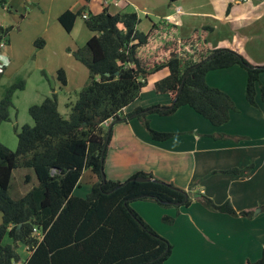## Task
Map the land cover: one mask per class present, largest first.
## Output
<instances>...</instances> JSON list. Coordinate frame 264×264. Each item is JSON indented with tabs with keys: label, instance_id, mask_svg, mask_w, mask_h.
Returning <instances> with one entry per match:
<instances>
[{
	"label": "trees",
	"instance_id": "obj_1",
	"mask_svg": "<svg viewBox=\"0 0 264 264\" xmlns=\"http://www.w3.org/2000/svg\"><path fill=\"white\" fill-rule=\"evenodd\" d=\"M175 1L178 0H170ZM86 10V6L77 11L68 9L59 16L67 32L73 30L79 17L93 32L85 45L72 52L88 68L89 77L71 105L69 117L60 113L57 95L53 93L29 107L33 124L16 129L15 150L0 143V264H164L173 252V243L132 208L135 200H150L180 210L196 198L213 212L254 216V209L238 211L230 200L218 204L200 191L195 197L188 196L186 189L152 173L137 172L124 181L108 179L105 161L113 125L126 119L125 107L139 98L152 73L169 69L166 77L156 81L155 90L169 94L172 103L139 107L132 116L142 120L154 140L164 141L178 133L152 128L149 114L169 116L180 107L189 106L220 126L229 121L231 112L238 107L227 92L207 83V74L235 65L244 67L246 99L257 106L264 65L254 63L242 49L207 48L211 27L195 29L190 37L167 42L147 56L141 50L149 45L158 24L153 23L148 32L140 30L138 14L126 7L117 12L103 7L101 12L85 18ZM11 29L12 26L0 25V39L8 40ZM43 42L36 40V47ZM182 45L194 48L198 60L182 58ZM4 75L5 66L0 65V82ZM57 79L63 85L67 83L64 69L58 70ZM25 84V80H20L7 87L0 100V126L11 119L15 92L24 89ZM260 87L264 100V87ZM25 168L34 171L37 182L27 191L20 187L18 197L13 198L14 171ZM251 168L249 165L220 172L246 173ZM87 169L95 179L85 197L77 196L74 191ZM139 176L151 180L138 181ZM24 181L29 185L31 176L27 175ZM162 220L173 224L175 217L165 214ZM34 229L40 233H34ZM7 237L10 242L5 243ZM20 244L29 252L26 260L17 250ZM245 264H264V249L259 259L247 260Z\"/></svg>",
	"mask_w": 264,
	"mask_h": 264
},
{
	"label": "crops",
	"instance_id": "obj_2",
	"mask_svg": "<svg viewBox=\"0 0 264 264\" xmlns=\"http://www.w3.org/2000/svg\"><path fill=\"white\" fill-rule=\"evenodd\" d=\"M101 2L3 0L0 25L12 26V29L6 40V48L0 51V56L8 59L7 64H1L5 66V75L0 85L6 84L20 73L21 68L29 61L45 77L46 69L57 74L59 69L65 68L67 83L61 84L65 89L69 87L71 73L78 76L82 84L87 83L85 78L88 79L89 70L82 66L84 64L72 52L85 45L93 32L80 17L73 30L67 32L60 23L59 16L68 9L77 11L83 6L87 8L85 14H97L103 10ZM244 2L246 0H122L119 7L110 8L115 10L113 12L125 7L135 11L141 20L139 29L142 25L141 14L145 15L149 27L140 30L148 32L152 24L156 23L159 28L152 37H164L167 40L173 38L181 41L190 37L195 29L211 27L213 30L207 37V48L212 50L229 46L242 49L254 63L262 65L264 26H250L249 41L245 40L240 45L241 37L235 35L233 30L238 27V12L243 7L248 11L262 8L264 17V0H252L248 5ZM27 3L30 5L29 10ZM229 5L234 6L231 8ZM4 6L8 10H4ZM74 31L79 32L78 36L85 33L81 41L76 36L74 39L71 37ZM38 39L44 40L41 47L35 45ZM146 48L147 46L141 52L144 53ZM13 62L15 64L11 68ZM52 65L55 69L49 68ZM235 67L236 65L230 69H236L233 70L234 73H238L241 78L238 83L234 81V89L229 90L214 84V87L227 92L238 107L231 112L229 121L220 126L213 125L189 106H182L169 116L151 113L148 120L152 128L178 133L170 139L156 141L142 120L132 116L139 107L168 106L172 103L169 94L157 93L155 90L156 81L169 74L168 68V71L161 69L163 71H159V75H155L158 71L150 75L155 76L148 79L139 98L125 107L126 119L113 125V138L105 161V174L108 179L124 181L137 172H148L186 189L192 193V197L200 191L218 204L230 200L238 211L260 208L249 218L210 211L196 198L189 206L180 210L175 207L165 208L150 200L133 201L132 208L173 243V252L164 264H245L247 260L255 261L262 255L264 100L260 86L263 84L257 88L258 105H251L246 99L247 76L240 68ZM213 75L212 72L207 74L209 84ZM27 82L24 89L27 88ZM53 93L57 95L55 89H48L49 96ZM249 165L252 168L246 173L220 172L230 168L243 169ZM94 179L93 176L92 180ZM90 189L91 186H82L81 178L74 194L85 197ZM165 214L175 217V222H163L162 217Z\"/></svg>",
	"mask_w": 264,
	"mask_h": 264
},
{
	"label": "rangeland",
	"instance_id": "obj_3",
	"mask_svg": "<svg viewBox=\"0 0 264 264\" xmlns=\"http://www.w3.org/2000/svg\"><path fill=\"white\" fill-rule=\"evenodd\" d=\"M248 1V2H247ZM252 0H246V2H244V4L250 3ZM254 1V0H253ZM245 5V6H247ZM27 10L30 9V5L27 3ZM234 5H229V7H233ZM228 7V8H229ZM132 10L130 8H126V10ZM115 11L114 9H112V12ZM262 8H259L257 10L253 9V10H244V7L238 12V17H239V21H238V27L236 30H233L235 35H238L241 37V40L239 42L238 45H240V43H243V41L248 40V37L250 36V34L248 33L249 27L252 25H257L259 27L264 26V17L262 14ZM0 12H3L2 10V2L0 0ZM142 15V25L140 27V29H147L149 27V21L147 18H145V15ZM81 20H83L80 17ZM79 32L74 31L71 34V37L74 39L75 36L79 39V41L82 40L83 38V34L85 33H80V35L78 36ZM168 35V34H166ZM162 36V35H161ZM175 39H169L167 40L166 38L162 37H152L150 40L149 45L147 46V48L144 50V54L149 56L152 55L153 53L156 52V50H158V48L160 46H163L164 44H166L167 42H171ZM177 40V39H176ZM178 42H180L179 40H177ZM249 41V40H248ZM179 54L181 55L182 58L184 59H189V58H193L194 60H198V56L196 55L195 49L194 48H190L189 46H185L182 45L180 47L179 50ZM0 65L2 63H6L8 62V59L4 58L3 56H0ZM63 57V56H61ZM15 64V62L12 63L11 68H13V65ZM264 65V64H262ZM83 67L85 65H82ZM52 67V68H50ZM50 69H55V66H49ZM85 68V67H84ZM235 68H240V70H242L243 72H245L246 76H247V71L244 67L240 66V65H236ZM65 69V68H64ZM163 70H167L168 69H163ZM162 70V71H163ZM233 70L236 69H219V70H213L210 71L212 72L213 77L212 79H209V82L211 84V86H214V84L220 85L221 87H224L226 89L232 90L234 89V81L236 83L239 82L241 76L238 73H234ZM53 70H45L46 72V77L43 76L42 72H39L37 70L34 69V66L32 65V63L29 61V63L27 65H25L23 68H21L20 73L16 74L14 77H12L9 81L6 82V84L3 85V83L0 85V99L5 95L6 89L8 86H10L11 84L18 82L20 80H25L27 82V88L26 89H22V90H17L15 92L13 101H14V106L10 109V116L11 119L9 121H5L1 124L0 126V143L7 146L8 148L15 150L17 148V144H18V137H17V133H16V129L20 130V128L26 124H33V119L31 117V115L29 114V107L33 104H38L41 103L45 97L49 96L48 94V89L52 88L55 89L57 92V97H58V104H59V111L60 113L65 117L68 118L69 114L71 112V105H73L78 97H79V93L81 91V89L84 87L85 83L82 84V82L80 80H78V76H76L75 74L71 73V81L69 84L68 89H65L62 85H61V81L59 79H57V74L56 72H51ZM56 71V70H55ZM160 70V72H162ZM160 72L158 71V73H155V75H159ZM155 75H152L150 78L148 79H153ZM85 81H88L87 78H85ZM261 79V83L264 86V73H261L260 76ZM207 80V77H206ZM82 85H79V83ZM152 87H154L152 85ZM222 90V89H221ZM46 93V94H44ZM44 95V96H43ZM27 175L31 176V183L29 185H26L27 183H25V178ZM93 173L90 169H87L86 171H84L83 176H82V186L87 187V186H91L92 185V178H93ZM34 182H37L35 173L32 169L29 168H25V169H16L14 171V177H13V181H12V190H11V196L13 198L18 197L19 193H18V189L21 187L22 191H27ZM24 187V188H22ZM176 208V207H175ZM260 208H257L255 210V214L257 213V211H259ZM239 217V216H238ZM0 221H1V217H0ZM5 243L10 242V239L7 237L4 240ZM18 252L21 255V257L23 258V260H26L27 257L29 256V252L26 249L24 244H20L18 247Z\"/></svg>",
	"mask_w": 264,
	"mask_h": 264
},
{
	"label": "built area",
	"instance_id": "obj_4",
	"mask_svg": "<svg viewBox=\"0 0 264 264\" xmlns=\"http://www.w3.org/2000/svg\"><path fill=\"white\" fill-rule=\"evenodd\" d=\"M103 7H119L122 0H101ZM4 10H8L7 6H4ZM85 18L88 17V14L83 15ZM7 42L5 38L0 39V51L6 48ZM34 233L39 234L40 232L37 229H34Z\"/></svg>",
	"mask_w": 264,
	"mask_h": 264
},
{
	"label": "water",
	"instance_id": "obj_5",
	"mask_svg": "<svg viewBox=\"0 0 264 264\" xmlns=\"http://www.w3.org/2000/svg\"><path fill=\"white\" fill-rule=\"evenodd\" d=\"M136 180H138V181H150L151 178L150 177L139 176V177L136 178ZM191 195H192V193L189 192L188 196H191Z\"/></svg>",
	"mask_w": 264,
	"mask_h": 264
}]
</instances>
